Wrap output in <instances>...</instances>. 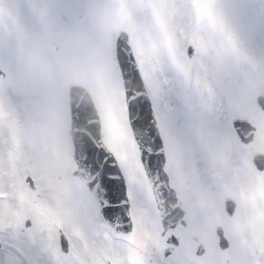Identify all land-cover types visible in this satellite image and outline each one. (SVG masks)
<instances>
[{
    "label": "snow or ice",
    "instance_id": "6c2138e0",
    "mask_svg": "<svg viewBox=\"0 0 264 264\" xmlns=\"http://www.w3.org/2000/svg\"><path fill=\"white\" fill-rule=\"evenodd\" d=\"M125 13L145 29L93 23ZM253 20L264 0H0V107L35 116L17 127L45 162L0 176V264H264V159L238 132L264 140V104L239 119L222 70L246 65L264 89L242 41ZM59 68L98 100L66 98ZM230 160L246 178L231 182ZM221 183L235 198L211 197Z\"/></svg>",
    "mask_w": 264,
    "mask_h": 264
},
{
    "label": "rangeland",
    "instance_id": "374dc122",
    "mask_svg": "<svg viewBox=\"0 0 264 264\" xmlns=\"http://www.w3.org/2000/svg\"><path fill=\"white\" fill-rule=\"evenodd\" d=\"M186 2L192 5L196 0H186ZM93 23L100 28H109L115 33L124 30L128 32L129 36L135 35L146 27L143 22L131 16L130 13H125L112 25L107 24L101 18L94 19ZM242 41L251 64L258 69H264V28L253 20L244 29ZM222 70L230 84L231 99L238 108L237 116L258 114L255 101L258 95L264 92V89H261L258 82L246 74L248 67L242 66V71L234 73L231 62H229L222 66ZM12 73L17 85L22 86L29 75V70L23 63H20L12 68ZM56 74L66 98H69L70 88L79 85L90 92L94 102L98 100V94L94 91L90 80L76 76L70 68H59L56 70ZM17 122L30 127L39 126V121L30 111L18 108L15 114H12L6 106L0 107V176L7 177L17 169H34L45 164L31 145L20 135ZM62 128L65 139L70 141V128L66 121L62 122ZM234 136L235 133H233ZM197 181L200 182L199 178ZM194 264H203V260L201 262L195 260Z\"/></svg>",
    "mask_w": 264,
    "mask_h": 264
},
{
    "label": "flooded vegetation",
    "instance_id": "af4514ba",
    "mask_svg": "<svg viewBox=\"0 0 264 264\" xmlns=\"http://www.w3.org/2000/svg\"><path fill=\"white\" fill-rule=\"evenodd\" d=\"M261 145H264V140L254 137L253 142L250 144V151L247 154L249 161L252 157L264 159V152H259ZM247 175L248 167L246 165H243L236 160L229 161L227 176L230 177L232 183H235L238 180H243ZM209 191L211 197L216 200L217 203H223V200L227 198H235V194L232 192L228 183H221L217 187L211 188Z\"/></svg>",
    "mask_w": 264,
    "mask_h": 264
},
{
    "label": "water",
    "instance_id": "95a60500",
    "mask_svg": "<svg viewBox=\"0 0 264 264\" xmlns=\"http://www.w3.org/2000/svg\"><path fill=\"white\" fill-rule=\"evenodd\" d=\"M121 38H125V34H120ZM71 100L76 103L78 101H83L85 104H92V99L90 95L81 87H74L71 90L70 93ZM74 135V133L71 132V137Z\"/></svg>",
    "mask_w": 264,
    "mask_h": 264
},
{
    "label": "bare ground",
    "instance_id": "6f19581e",
    "mask_svg": "<svg viewBox=\"0 0 264 264\" xmlns=\"http://www.w3.org/2000/svg\"><path fill=\"white\" fill-rule=\"evenodd\" d=\"M4 142V141H3Z\"/></svg>",
    "mask_w": 264,
    "mask_h": 264
}]
</instances>
